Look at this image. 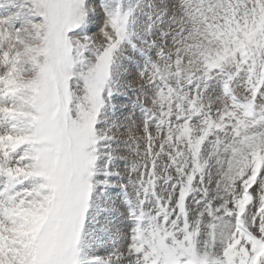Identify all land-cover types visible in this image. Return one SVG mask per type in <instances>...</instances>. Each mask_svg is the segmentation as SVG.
I'll return each instance as SVG.
<instances>
[{"label":"snow or ice","instance_id":"6c2138e0","mask_svg":"<svg viewBox=\"0 0 264 264\" xmlns=\"http://www.w3.org/2000/svg\"><path fill=\"white\" fill-rule=\"evenodd\" d=\"M0 264H264V0H0Z\"/></svg>","mask_w":264,"mask_h":264}]
</instances>
